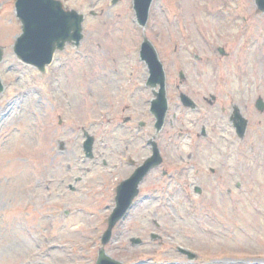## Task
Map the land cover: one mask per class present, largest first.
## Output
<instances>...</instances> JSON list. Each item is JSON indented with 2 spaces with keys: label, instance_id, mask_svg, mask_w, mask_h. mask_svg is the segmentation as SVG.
Returning <instances> with one entry per match:
<instances>
[{
  "label": "rangeland",
  "instance_id": "rangeland-1",
  "mask_svg": "<svg viewBox=\"0 0 264 264\" xmlns=\"http://www.w3.org/2000/svg\"><path fill=\"white\" fill-rule=\"evenodd\" d=\"M61 1L85 15L84 38L77 50L57 53L41 74L15 57L13 43L20 34L15 0H0V264L96 262L114 189L130 170L125 159L141 163L149 155L142 142L154 135L146 106L151 94L143 89L147 71L138 62L143 38L153 45L167 79L169 117L157 136L164 163L139 185L105 254L121 264H264V158L248 168V161L239 167L236 158L242 153L249 160L250 149L257 153L264 144V116L253 109L258 97L264 101V13L253 0H154L141 29L132 0L114 6L111 0ZM90 12L101 18H91ZM218 47L230 51L228 59L219 58ZM101 69L115 76L110 84L96 82ZM180 71L185 75L180 91L203 108L208 107L203 98L218 93L207 114L177 109ZM85 92L93 98L81 104ZM232 104L249 119L244 141L237 140L222 114ZM125 118L130 124H123ZM90 119L97 164L82 161V130ZM138 122L145 127L139 130ZM201 126L207 129L206 142L194 136ZM137 130L142 141L134 148L130 138ZM58 141L66 146L60 156ZM127 145L128 153L119 158ZM55 163L62 177L68 166L73 176L90 171L85 185L79 183L77 193L62 187L57 196ZM163 170L174 178L163 177ZM192 181L201 187V197L192 193ZM179 248L197 260L190 263Z\"/></svg>",
  "mask_w": 264,
  "mask_h": 264
},
{
  "label": "water",
  "instance_id": "water-1",
  "mask_svg": "<svg viewBox=\"0 0 264 264\" xmlns=\"http://www.w3.org/2000/svg\"><path fill=\"white\" fill-rule=\"evenodd\" d=\"M152 0H133V9L139 26L144 27L148 18V11ZM255 5L261 12H264V0H254ZM115 3V2H114ZM16 18L21 24V35L16 39L13 52L16 57L23 63L31 65L43 72L45 66L49 65L55 51H61L66 44L78 46L82 40L83 16L74 11H65L63 5L58 0H16L15 5ZM3 52L0 49V62ZM141 59L146 63L149 70L148 84L151 88L159 86V92L155 94L156 100L152 102L151 111L156 118L155 128L159 131L163 125L166 113V100L164 92V73L157 59V55L153 46L144 39L140 51ZM3 87L0 83V93ZM183 104H190L185 96H181ZM255 108L263 112L264 103L259 99L255 104ZM240 120L239 115L234 117ZM246 122L242 121V126L238 128L239 137L242 138L245 130ZM92 139L87 138L84 143L83 150L87 157H91ZM155 158V159H154ZM154 159V160H153ZM160 164L157 150L154 157L147 161L145 166L140 169L136 175L138 177L122 183L116 190L115 208L108 218V226L104 232L101 244L106 245L111 237V232L117 222L122 220L131 206L132 199L137 194L136 185L142 179L147 171ZM195 193L199 194L200 190L195 189ZM154 237V236H153ZM132 243L137 245L139 240H133ZM185 254L188 260H194L195 256L185 250H180ZM96 264H120L109 259L103 249L99 251Z\"/></svg>",
  "mask_w": 264,
  "mask_h": 264
},
{
  "label": "flooded vegetation",
  "instance_id": "flooded-vegetation-1",
  "mask_svg": "<svg viewBox=\"0 0 264 264\" xmlns=\"http://www.w3.org/2000/svg\"><path fill=\"white\" fill-rule=\"evenodd\" d=\"M211 96V94L210 95H208V98ZM214 96V95H213ZM215 98H210V100H207V97H204L203 98V104H205V105H207L208 107L207 108H203L202 107V105H200V104H197L198 106H199V108H200V111H203V112H209V110H211V108H213L216 104H217V102H218V99L216 98V96H214ZM88 98H90V96H88ZM235 104H232L231 106H230V108H229V110H228V114H227V112L225 111V110H223L222 111V114L224 115V117H227V122H228V125H229V127H230V131L233 133V135L235 136V134H234V130H233V128L231 127V124H230V121H229V118H230V114H231V111H232V107L234 106ZM248 108H247V106H245V108H244V110H247ZM240 111H241V109H240ZM241 114H242V111H241ZM243 115V114H242ZM245 117V116H244ZM130 121V120H129ZM128 121V122H129ZM191 126H192V129L194 130L195 129V127H196V125L194 124V123H191ZM201 132H204L206 135H207V129L205 128V126H201L200 127V131H199V134H201ZM194 136H197V133L196 132H194ZM135 138H133V140H132V143H131V145L132 146H134V147H138V143H139V141H141L142 139H139V135H138V133H136L135 134V136H134ZM199 137V139H205V136H198ZM147 150L149 151V149L147 148ZM104 151H106L105 150V148H104ZM111 152V151H110ZM122 152V154L119 156V158H121L122 156H123V154H127V152H128V146L126 147V149L124 150V151H121ZM237 158V161L239 162V161H243V158L242 157H240V156H237L236 157ZM97 159H98V156H97ZM96 160H94V162H95ZM137 162H138V164H137ZM143 162V161H142ZM101 163L104 165V166H106V160H101ZM127 164H128V168L130 169L129 171H128V176L132 173V171L134 170V168L136 167V166H138L139 164H141L140 162H139V159H137V158H135L134 160L132 159V158H128L127 159ZM89 173H90V171H88ZM70 173H72V171H67L66 173H65V175L62 177V176H59L60 175V172H59V168H57V170L56 171H54V185H53V189L54 190H57L56 191V195L57 196H60L61 195V193H60V188H62L63 187V189L64 190H67V191H69L70 193H77L78 192V190L80 189V188H70V185L72 184V183H74L76 186L79 184V183H82L83 185H85V183L83 182V177H80V176H73V175H71ZM89 173H87V174H89ZM87 174L86 175H84V177L85 176H87ZM212 176H214L215 175V172H211L210 173ZM66 176H68V178H66ZM56 196V197H57Z\"/></svg>",
  "mask_w": 264,
  "mask_h": 264
}]
</instances>
